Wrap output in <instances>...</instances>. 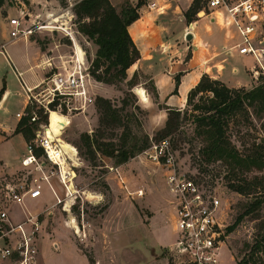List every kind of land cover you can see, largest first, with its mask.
<instances>
[{
  "label": "rangeland",
  "instance_id": "obj_1",
  "mask_svg": "<svg viewBox=\"0 0 264 264\" xmlns=\"http://www.w3.org/2000/svg\"><path fill=\"white\" fill-rule=\"evenodd\" d=\"M78 1L80 0H4L2 11L0 10V40L6 42L11 38L7 25L9 18L18 16L21 11H25L31 16L32 22L37 24V26L49 24L51 28H56L53 32L50 29L35 31L36 33L27 39L36 40L44 50L53 48L57 59L60 61V55H66L65 58H68L73 53L72 41L65 36L67 29H70V31L72 29L77 43L86 51V58L91 63L92 68V61L96 57L97 45L78 29V18L73 11V7ZM126 1L111 0L119 11ZM128 1L133 5L143 2V5L138 7L140 17L143 16V31L154 42V45H152V54L154 56L156 54L154 63L157 66H163L161 67L162 71L166 73L178 72L182 68L183 62H179V59L182 60L185 57L182 52L185 50L183 31L192 22L194 23L193 26L196 27L195 30L201 34L204 41L217 44L219 47H222L223 44L232 45L235 41V38L231 39L232 34H234L233 31L220 28L216 24H210L208 18L203 17L198 20L195 13L196 8H198L197 3L191 5L186 0H155L152 2L155 7L150 8L148 2L144 0ZM70 3L73 5L69 6ZM200 16H204V13L201 12ZM189 18L193 20L190 23L188 22ZM209 25L212 27H209ZM11 40L14 39L11 38ZM195 42L200 47L203 46L200 40L196 39ZM10 47L22 52L24 42L18 39ZM211 48V46H207L204 50L207 60L210 56ZM49 53H52V51L50 50ZM186 54V58L189 55L192 56V49H186ZM252 61L251 57L246 56L229 58L226 70L228 83L235 84L238 80L243 79L248 81L247 85L239 83L237 87H234L247 90L264 83V77L253 79L247 72ZM233 65L240 70L236 75L231 71ZM142 66H140L139 71H136V76L133 73L136 70L135 65L128 69V77L126 79L116 80L114 84H109L113 90L110 89L106 94L112 97L106 98L111 99L119 107L123 105V100L125 99L128 102V106L122 111V114L126 116V119L127 113L134 114L135 117H131L129 120L133 132L140 138L145 134H148L150 138H154L156 132L165 125L167 110L163 108L164 104L159 103L154 97L155 85L153 79H151V72H154V67H149L148 64ZM219 67L222 68L221 66ZM0 69L4 73L1 78V85L4 86L8 82L13 89V94L20 102L23 98L17 94L19 83L17 78L12 75V69L5 62L0 64ZM104 69L105 66H102L100 72ZM6 71H9L7 78L5 77ZM131 80H134L136 85L132 86L130 84ZM138 88L143 89L142 94L137 92ZM246 107V111H243L230 122L227 134L242 156L253 155L256 152L264 153V107L259 104L254 106L246 105ZM188 110L191 109L188 107ZM64 112L69 113L71 123L60 135L63 141L77 148L79 163H74L72 168L76 174L74 184L78 192L74 194L75 198L70 212L64 211L63 207L59 206L53 208L54 212L51 215H43L41 217L45 220L44 227L41 230V239L49 240L50 244V253H44L42 256L43 262L51 264V248L56 251L55 247H51V240H55L57 237L65 240H74L77 246L90 259H93L95 246L91 242H94L98 237L99 240L95 248L99 254L101 251L99 249L102 247L100 240L103 238L119 240L127 244L129 242L125 240H134L132 244L125 247H129L130 251H132L131 247L135 245L145 252L143 247V245L145 246V241L154 240L157 233H159L157 225H162L160 224L162 215L164 219H170V223L163 227L164 236L171 237L173 234V223L171 218L172 205L170 202L173 199V194L168 188L166 181L168 167L163 163H155L145 151L121 165L115 164L114 159L100 153H97L96 158H90L88 148L84 145L81 138L83 133L88 132L92 135H99V130H101L104 140L119 142L121 128L106 125L100 126V113L96 105H92L91 111L89 108L83 113L70 112L67 108L64 109ZM15 113L16 107H11L6 117L11 118L15 116ZM190 114L191 111L188 112L185 123L179 131L165 138L171 144L172 140L174 142V145H172L173 147L175 146L174 157L177 166L187 172H195L196 167L199 166L208 169L211 166L213 167L210 174L216 176L215 178H220L219 183L216 185V190L222 199L220 217L226 225L225 244L221 249V252L226 254L223 264H239L243 258L257 263L259 259L254 260L253 257L256 253L252 251V248L261 239V235H264V203L258 210L247 215L233 231L227 233V228L235 222L240 214L249 208V203L255 200L256 196H258L257 192H260L259 190L261 189H255L254 191L257 192L245 195L230 189L229 183L237 182L240 177L248 180L256 177L261 178L264 176V169L255 167L247 169L243 166L238 167L240 169H235L234 165L233 168L231 164L224 160H208L202 152L205 143L196 134L195 123H193ZM95 116L98 117V120L95 119L93 124L91 120ZM71 117L73 118L71 119ZM16 142L17 144L14 145L17 152L26 154L27 147H24L19 140ZM199 156L204 161H199ZM14 162H18L21 165L19 159H14ZM23 172L27 171H24L23 168L17 174ZM205 173L207 175V172ZM35 175L39 176L41 172L36 171ZM51 184L52 186H48L46 182L41 183L42 196L26 201L28 202L29 210L35 212L51 207L56 202L53 190L62 198L67 196L65 187L58 175L51 178ZM139 189L145 190L144 195L139 196L134 193ZM11 214L15 220H20L28 214V209L13 205ZM127 216L129 217L128 219ZM120 219L125 222L122 227L116 226V224V228L103 226L107 221ZM150 219L152 223H149ZM74 221H77L78 224L76 223V226L80 228L72 226ZM122 252L123 254L121 255L125 259L134 257L132 253H128V249ZM136 256L138 255L136 254ZM172 258L173 264H179L183 261V258L178 255ZM69 259H72V256L69 255Z\"/></svg>",
  "mask_w": 264,
  "mask_h": 264
},
{
  "label": "built area",
  "instance_id": "obj_2",
  "mask_svg": "<svg viewBox=\"0 0 264 264\" xmlns=\"http://www.w3.org/2000/svg\"><path fill=\"white\" fill-rule=\"evenodd\" d=\"M144 1L148 2L150 8L155 7L152 3L155 0ZM186 1L191 5L198 4V20L208 18L209 22L233 31L231 39L235 38V41L232 45L223 44L222 52L228 56L237 54L251 57L253 61L247 72L253 79L264 77V0ZM201 12L204 16H200ZM9 25L12 39H27L35 31L50 29L53 32L56 29L49 24L37 26L25 11L10 17ZM65 36L72 41L73 53L68 58L60 55L59 66L48 61L50 70L41 83L34 87H27L23 83L28 104L17 115L37 124L35 138L28 142L27 153L22 158L24 171L27 172L0 179V256L12 264H44L39 240L45 220L41 217L51 215L53 208L59 206L67 212L72 208L71 204L67 209L66 196L62 198L54 194L56 202L51 207L37 212L28 210V214L21 220H15L11 214L13 205L25 207L28 199L42 196L41 183L46 182L52 186L53 176L58 175L66 194L70 191L65 180L70 182V171L74 172L72 165L75 161L63 149L58 136L52 137L46 128L52 111L62 116L69 115L64 112L65 108L70 112L83 113L90 105H95L96 96L93 93L94 78L86 51L77 43L72 29H67ZM1 47L4 49L5 43ZM78 47L83 54H80ZM37 109L43 110L47 120L41 119ZM65 129L62 128L63 131ZM37 148L42 150L40 155L36 153ZM144 151L155 163H163L168 167L166 181L173 194L171 215L177 230L172 256L183 258L179 264H221L226 225L220 217L222 199L216 190L220 178L213 179L212 174L202 173L206 179L200 182L198 167L195 172L183 171L177 166L174 147L168 139L152 141ZM36 171H40L41 175L36 176ZM144 192V189H139L134 193L142 196ZM253 258H258V262L249 261L248 264H264L263 251L257 252Z\"/></svg>",
  "mask_w": 264,
  "mask_h": 264
},
{
  "label": "trees",
  "instance_id": "obj_3",
  "mask_svg": "<svg viewBox=\"0 0 264 264\" xmlns=\"http://www.w3.org/2000/svg\"><path fill=\"white\" fill-rule=\"evenodd\" d=\"M3 3L4 0H0V7L3 6ZM142 5V1L138 5H133L127 0L120 11L111 0H80L74 5L73 11L78 18L79 31L97 45L96 57L92 61L91 68V75L97 81L114 84L116 80L126 79L128 69L141 58L140 50L130 34L129 26L140 18L138 7ZM192 21V18L188 19L189 23ZM102 66H105V69L100 72ZM136 74L135 72L134 76ZM179 82L180 78L177 76V87ZM130 84L136 85L134 80H131ZM3 92L4 88L0 94L2 95ZM153 92L157 100L159 95L156 87ZM258 104L264 107V83L258 84L250 90L232 88L223 81L204 74L199 83L189 92L187 105L184 109L163 106L167 110V119L154 138H150L148 134L140 138L133 132L129 120L131 117H135L134 114L127 113V119L122 114V111L128 106L125 99L123 105L119 107L111 99L103 96H97L95 102L100 113V126L121 128L119 142L104 140L101 130H99V135L85 132L81 138L88 148L90 158L94 159L97 153H100L114 159L115 164L121 165L143 152L152 144V141H161L179 131L185 123L188 112L191 111L190 117L195 123L196 134L205 143L202 149L203 155L208 160H224L233 168L235 166V169L242 166L247 169L252 167L264 169V153L256 152L253 155L242 156L227 134L230 122L246 111V105ZM188 107L191 110H188ZM37 112L41 119L47 120V115L43 113L42 109H37ZM36 127L37 124L29 122V119L24 117L19 122L16 132H21L26 141L30 142L35 136ZM172 144L174 145L173 140ZM36 153L40 155L42 150L36 149ZM198 159L201 162L204 161L200 156ZM212 170V166L209 169L198 167V171L204 174H206L205 172L210 174ZM202 173L199 175L200 182L206 179ZM215 177L212 174L211 178ZM229 188L245 195L257 192L254 191L255 189L261 190L257 192L258 196L255 200L249 203V208L240 214L232 225L228 226L227 233L233 231L247 215L258 210L264 203V176L252 180L240 177L237 182H230ZM263 249L264 235H261V239L255 243L252 251L257 253ZM90 261L94 262L93 259ZM248 262L246 258H243L239 264H248Z\"/></svg>",
  "mask_w": 264,
  "mask_h": 264
},
{
  "label": "crops",
  "instance_id": "obj_4",
  "mask_svg": "<svg viewBox=\"0 0 264 264\" xmlns=\"http://www.w3.org/2000/svg\"><path fill=\"white\" fill-rule=\"evenodd\" d=\"M2 8L3 6L0 7L1 11ZM142 19L143 16L129 26L130 34L141 53V58L136 61L130 68L136 65V70L133 71V73H135L136 71H139L140 66L143 67L142 65L148 64L149 67H154L153 70L155 73L151 72V79H153V83L157 89L159 95L157 100L159 101V103L171 108L184 109L187 105V97L189 92L199 83L204 74H208L215 79H219L225 82L230 87H237V84L239 83H243V85L248 84V81H244L243 79L238 80L235 83L236 85L228 83L226 79V70L229 58H239L242 56L237 54L228 56L224 52H222V47H219L217 44H211L210 42L204 41L201 34L197 32V30H195L196 27L193 26L194 23L189 26L187 25L183 31L185 50H183L182 52L185 57H183L182 60L179 59V62H183L182 68L178 70V72L166 73L162 71L163 69L161 67L163 66H157L154 63L156 59V54L155 56L152 54V45H154V42L144 33ZM209 23L216 24L217 26L222 28L217 23ZM7 25L10 31L11 28L9 23H7ZM209 27L212 26L209 25ZM189 32L193 34V39L191 41H188L186 39V36ZM18 39H21L24 42V48L22 49V52H18L14 48L10 47V45L15 43ZM18 39L11 40L10 38V41L7 40L6 42L0 40V64H2V62H5L12 69V75L17 78L19 83L17 94H19V96L23 98L20 102H18V99L13 94V89L8 82H6V85L4 86L1 85V78L4 73L0 69V93L4 88V92L2 93V95L0 94V179L15 176L18 171L24 168L22 165V158L25 154L24 152L18 153L15 147V145L17 144L16 141L18 140L23 143L24 147H27L28 145V142L26 141L24 135L21 132H16L17 126L21 121V118L17 114L25 110L28 104L26 88L24 84L27 87H34L35 85L41 83L50 70V67L47 65L48 61H52L55 66L60 65V61L57 59L55 50L53 48H49L52 51V53H49L50 50H44L43 48H41L36 40H29L24 38ZM196 39L200 40L203 46L200 47L198 44H196ZM3 43H5V48L1 49V45ZM207 46L212 47L210 49V56L208 60L204 55V50ZM186 49H192L193 55H189L188 58H186ZM223 54L228 57H225ZM219 66H221L222 68H220ZM54 71H56V68H54ZM231 71L236 75L240 70L237 66L233 65ZM7 73H9V71H6V78ZM177 76H179L180 78L178 87L176 86ZM110 89H112L111 85L97 81L96 79L93 80V93L95 94V96L101 95L103 97H112L111 95L106 94L107 91H110ZM147 95L149 96L148 93ZM146 98L149 99L148 97ZM11 107H16V113L15 116L9 118L6 116L8 112H10ZM89 108L91 111L92 105H90L88 109ZM73 117H71V119ZM95 119L98 120V117H93V119L91 120L93 124ZM14 159H19L21 161V165L18 164L19 161L15 163ZM27 203L28 202H26L25 207H20L29 210V206L27 205ZM128 218L129 217L127 216V219ZM169 220V218L164 219L162 215L160 219V224H162V227L157 225L159 228V233H157V236H155L154 240L145 241V246L143 245V247L145 248V252H143L141 248L136 247L135 245L131 247L132 251H130L129 247H125L129 244H132L134 240H125L129 242L127 244L122 243L119 240H107L103 238L102 240H100L102 247L99 249L101 250L99 254L97 253V250L95 248L99 240L98 237L96 240H94V242H91L95 245L94 256L92 257L94 259V262L90 261L88 255L84 251H82L79 246H77L74 240H65L64 238L57 237L55 238V240H51V247L56 248V251L52 250L51 248V264H173V256L171 251L177 239V230L174 221L172 220L173 234L171 237L164 236L165 232H163V227L170 223ZM123 223H125L124 220L120 219L110 222L107 221L103 226H113V228H116L115 224L116 226L119 225L122 227ZM149 223H152L151 219ZM39 244L42 256L44 255V253L49 252V240L41 239ZM125 249L129 250L128 253L133 254L134 257L132 259H125V257L121 255L123 254L122 251H125ZM136 254L138 256H136ZM69 255L72 256V259H69ZM221 255V264H223L225 260L224 256L226 254H223L221 252ZM0 264L12 263L8 260H3L0 256ZM45 264H48V262H45Z\"/></svg>",
  "mask_w": 264,
  "mask_h": 264
},
{
  "label": "bare ground",
  "instance_id": "obj_5",
  "mask_svg": "<svg viewBox=\"0 0 264 264\" xmlns=\"http://www.w3.org/2000/svg\"><path fill=\"white\" fill-rule=\"evenodd\" d=\"M78 50H79L80 54H83V52L80 49V47H78ZM142 91L143 90L141 88L137 89V92L139 94H142ZM70 123H71V120H70L69 116H62L59 112L52 111L51 114H50V120H49V125H48V133L52 137L58 136L59 141L63 145V149L67 153H69L72 156V158L74 159L75 163L78 164L79 162H78V156H77L78 155L77 149L72 147L70 144L66 143L65 141H63L62 138H61V135H60L61 133L64 132L62 130V128L69 126ZM70 174H71L70 182L67 179L65 180L67 182L66 184L68 185V189L70 190L69 193L66 196V198H67V209L69 208V206L74 201V198H75L74 194L78 192L76 190V187H75V184H74V178H75L76 174L74 172H72V171H70ZM53 192L56 194V192L54 190H53ZM76 223H77V221L76 222L74 221L72 226L73 227H79V226H76L78 224V223L77 224Z\"/></svg>",
  "mask_w": 264,
  "mask_h": 264
},
{
  "label": "water",
  "instance_id": "obj_6",
  "mask_svg": "<svg viewBox=\"0 0 264 264\" xmlns=\"http://www.w3.org/2000/svg\"><path fill=\"white\" fill-rule=\"evenodd\" d=\"M186 39H187L188 41H191V40L193 39V34H192L191 32H189V33L187 34V36H186ZM46 131L48 132V127L46 128Z\"/></svg>",
  "mask_w": 264,
  "mask_h": 264
}]
</instances>
